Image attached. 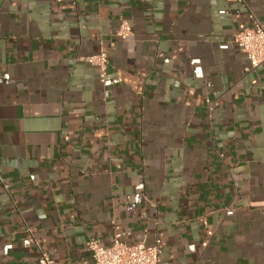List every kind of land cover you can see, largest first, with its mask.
Instances as JSON below:
<instances>
[{
  "label": "crops",
  "instance_id": "crops-1",
  "mask_svg": "<svg viewBox=\"0 0 264 264\" xmlns=\"http://www.w3.org/2000/svg\"><path fill=\"white\" fill-rule=\"evenodd\" d=\"M253 19L264 0H0V264H85L155 224L160 264H264Z\"/></svg>",
  "mask_w": 264,
  "mask_h": 264
},
{
  "label": "built area",
  "instance_id": "built-area-1",
  "mask_svg": "<svg viewBox=\"0 0 264 264\" xmlns=\"http://www.w3.org/2000/svg\"><path fill=\"white\" fill-rule=\"evenodd\" d=\"M133 35L130 25L127 21L120 22L113 36L114 40L110 47L116 42H124ZM233 44L243 53L249 61L250 68L247 71L257 69L264 63V26L258 21H252V25L243 29L234 39ZM220 50H227V45L219 47ZM87 65L97 71L98 81L104 84L107 77L109 66V56L106 51H100L97 54L82 59ZM231 215L232 212H228ZM114 228V241L110 247H102L98 241L90 239L86 243V250L90 254V261L85 264H160V244L161 239L154 225L152 231V241L147 243V234L142 235L138 243L134 245L126 244L123 238L129 236L119 231L116 225ZM38 264H55L47 255L40 252Z\"/></svg>",
  "mask_w": 264,
  "mask_h": 264
}]
</instances>
